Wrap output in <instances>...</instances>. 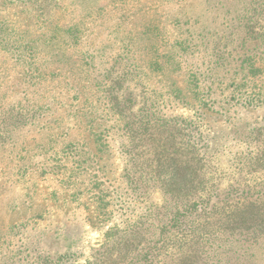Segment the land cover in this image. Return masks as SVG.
Wrapping results in <instances>:
<instances>
[{"label": "rangeland", "instance_id": "1", "mask_svg": "<svg viewBox=\"0 0 264 264\" xmlns=\"http://www.w3.org/2000/svg\"><path fill=\"white\" fill-rule=\"evenodd\" d=\"M197 194L264 226V0H0V264H114Z\"/></svg>", "mask_w": 264, "mask_h": 264}, {"label": "trees", "instance_id": "2", "mask_svg": "<svg viewBox=\"0 0 264 264\" xmlns=\"http://www.w3.org/2000/svg\"><path fill=\"white\" fill-rule=\"evenodd\" d=\"M210 205L206 194H197L189 208L178 211L158 233L146 229L143 240L132 243L130 254L114 264H189L190 259L191 264H254L264 258V226L254 222L257 207L250 209L243 203L241 208L236 205L226 211L220 205ZM249 222L253 224L250 227ZM61 260L52 264L70 262L69 258Z\"/></svg>", "mask_w": 264, "mask_h": 264}]
</instances>
